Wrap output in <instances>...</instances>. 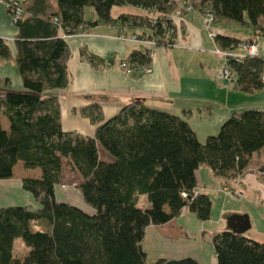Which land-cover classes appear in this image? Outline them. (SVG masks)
<instances>
[{"label":"trees","instance_id":"1","mask_svg":"<svg viewBox=\"0 0 264 264\" xmlns=\"http://www.w3.org/2000/svg\"><path fill=\"white\" fill-rule=\"evenodd\" d=\"M181 1L185 0L24 2L22 16L11 24L16 28L13 54L0 38V60L13 61L22 84L19 91L0 90V181L11 178L17 163L22 169L39 171L19 180L21 189L32 197V207L0 206V264H199L188 257L147 263L142 247L147 226L168 223L183 209L201 221L210 218V196L194 193L195 171L202 165L233 180L253 167L255 155L256 170L264 172V109L233 111L218 133L204 141L197 139L188 114L174 115L142 100L120 106L107 119L98 104L78 108L94 125L92 136L61 129L55 91L68 82V46L62 35L118 22L122 30L167 38L158 46L171 48L175 33L169 31V18ZM184 3L203 14L210 11L215 20L252 27L247 39L216 34L213 41L221 49L241 41L256 42L254 34L264 35V0ZM126 6L140 11L112 16L113 8ZM84 8L94 12L92 20L84 19ZM79 54L91 65L99 62L85 51ZM127 59L137 65L151 62L140 49L131 51ZM228 64L236 77L233 89L252 94L262 88V55H245L239 61L229 58ZM0 82L8 84L7 79ZM63 166L74 174V187L90 214L55 199L54 189L66 185ZM17 239L22 243L18 246L26 248L16 251L19 256H15ZM212 239L217 264H264L260 241L228 229Z\"/></svg>","mask_w":264,"mask_h":264},{"label":"crops","instance_id":"2","mask_svg":"<svg viewBox=\"0 0 264 264\" xmlns=\"http://www.w3.org/2000/svg\"><path fill=\"white\" fill-rule=\"evenodd\" d=\"M115 8L117 12L113 13ZM115 8L111 10L112 16L120 12L140 11L129 6ZM84 9V19L92 20L94 12L89 8L86 11ZM204 15L197 10L183 13L180 21V45L172 48L157 47L149 64V73L127 75L117 66L118 61L127 59L131 51L139 50L140 47L128 39L138 30H123L126 39H122V28L116 22L83 28L72 35L61 34L68 46V82L62 89L55 91L62 131H73L87 137L93 135L94 125L78 112V108L87 104H98L104 119L114 115L120 106L134 100H142L151 107L165 109L174 115L188 114L189 124L198 139L201 134H214L233 111L241 110L245 105L250 106L246 108L263 110L264 84L260 90L248 94L233 89L232 84L226 87L221 80H215L220 67V56L214 53L216 43L204 29ZM212 29H219L224 35L237 39H247L253 34L250 26H241L219 18L215 20ZM15 34L16 28L10 24L5 7L0 3V38L7 41L11 54L14 52L12 38L14 39ZM253 37L256 39L259 55L264 57V35L254 34ZM80 51L96 56L99 62L91 65L79 54ZM262 71L264 82V66ZM0 79H7L8 82L7 85L0 82V90L9 88L19 91L22 88L19 73L12 60H0ZM232 95L236 96V102L232 101ZM204 110L209 111L201 114ZM194 123L200 126L195 127ZM251 160L253 167L233 180L220 178L209 167L200 166L195 171L194 193L203 192L210 196V218L201 221L193 212L183 209L168 223L147 226L142 241L146 258L178 260L188 257L199 264H217L212 238L228 229L226 215L235 213L249 215L250 227L243 235L264 244V172L256 170L255 155ZM21 178L17 180L19 185ZM74 186L75 184L57 186L54 189L55 199L90 214L91 209L81 198V203L78 204L70 199L73 194L69 198L64 194L66 188H75ZM224 186L230 187L239 195L231 197L224 194ZM11 188V183L7 180L0 182V199L9 196L8 202L0 200L1 207L13 205L10 204ZM26 202L30 203L31 200L27 199Z\"/></svg>","mask_w":264,"mask_h":264},{"label":"built area","instance_id":"3","mask_svg":"<svg viewBox=\"0 0 264 264\" xmlns=\"http://www.w3.org/2000/svg\"><path fill=\"white\" fill-rule=\"evenodd\" d=\"M26 0H0V3L5 7L6 15L9 18L10 24H13L16 22L17 19H19L22 15V9L24 2ZM185 3H182L180 7H176L175 11L169 18L171 20V28L169 31H172L175 33V40L173 41L172 44L168 46H179L180 43L179 41H176V39L180 40V21L181 19V7L184 6ZM186 11L190 12L192 11V8L190 6L185 5ZM204 19V27L205 29L208 30V36L213 40V38L216 36V34L220 33L221 31L219 29H212V25L215 22V18L213 13L208 11L205 14ZM149 21L152 22V24H156L157 21L151 17ZM151 32V31H150ZM120 38L126 39L124 37V32L121 29L120 30ZM131 42L135 43L138 47H140V52L147 55L149 58L154 56V50L159 47L160 42L162 41L163 43L166 42L167 38H159L158 36H155L153 32H151V35H140V34H135L131 35L128 38ZM167 43V42H166ZM165 43V45H166ZM215 54H219L223 60L225 61V66L222 68H219V71H217V79H221L226 82H232L234 80V72L231 71V68L229 67L228 64V59L232 58L236 61H239L242 57L245 55H257L259 53V50L257 49V45L255 40H252L251 42H239L237 46L227 49H221L218 46L213 50ZM117 66L122 69L127 75L133 74V73H149L150 66L149 65H137L134 63H131L129 59H121L118 61ZM226 194H230L229 189H224Z\"/></svg>","mask_w":264,"mask_h":264},{"label":"rangeland","instance_id":"4","mask_svg":"<svg viewBox=\"0 0 264 264\" xmlns=\"http://www.w3.org/2000/svg\"><path fill=\"white\" fill-rule=\"evenodd\" d=\"M50 1H52V0H47V2H50ZM184 2H186V0L185 1H181V4L182 3H184ZM25 5V4H24ZM23 5V6H24ZM177 9V8H176ZM87 10V8H85L84 9V11H86ZM196 10V9H195ZM113 11V13H115V12H117L116 11V8L115 9H113L112 10ZM192 11H193V9H192ZM198 11V10H197ZM202 13H204V12H202ZM85 15H87V12H86V14ZM182 15H183V13H182ZM181 15V16H182ZM203 18L204 19H206L205 18V15L203 16ZM180 29H181V26L179 27ZM204 29H205V27H204ZM206 30V32H207V34H208V30L207 29H205ZM210 38V37H209ZM211 39V38H210ZM12 40H13V38H12ZM212 40V39H211ZM176 41H179V43H180V40L179 39H176ZM172 48V47H171ZM216 55H219V54H216ZM220 56V55H219ZM219 62H220V67L219 68H222V67H224L225 66V61L223 60V58L220 56L219 57ZM219 68L217 69V71H219ZM218 73L216 72V75H217ZM218 76V75H217ZM217 76H215V80H221V79H217ZM234 80H235V74H234ZM233 80V81H234ZM224 84H225V86L227 87V86H229V84L231 85L232 84V82H226V81H223V80H221ZM232 93V92H231ZM232 101H234V102H236V96L235 97H233V95H232ZM241 101H243V99L241 98ZM240 101V102H241ZM243 107H250L249 105L248 106H243ZM209 110H204L203 112H201V114L203 113V114H206L205 112H208ZM195 127H198V126H200V125H196L195 123L193 124ZM221 125V124H220ZM220 127V126H219ZM218 127V129L214 132V134H216V133H218V131H219V128ZM200 129V128H199ZM199 134H201V133H199ZM205 136L206 135H200V137H199V140H202V141H204V139H205ZM197 139H198V137H197ZM99 156H101V157H104V155H103V153L100 151V153H99ZM63 168H64V173H63V179H64V182L66 183V185L68 184L69 186H71V185H74V183L75 182H77L76 181V179H74L75 178V176H74V174L72 173V172H70L69 170H68V168H66V167H64L63 166ZM34 170H36V171H32V170H29V169H26V168H23L22 169V167H21V165H20V163H17V165H15L13 168H12V177L11 178H9V179H7V182H10L11 183V196H10V198H11V200H10V204H15V205H21V206H24V204L25 205H29L30 207H32L31 205L33 204L32 203V201L30 202V203H27L26 201H27V199H30V200H32V197H31V195H30V193L29 192H26L25 190L23 191L22 189H21V187H20V185H19V182L17 181L20 177H29V176H37V171H39L37 168H34ZM2 181V180H1ZM0 181V182H1ZM67 185V186H68ZM229 189L231 192H230V194L231 195H229V194H226L225 193V191H224V189ZM222 192H224V194H226V195H229V196H231V197H237L239 194H237V192H235V191H232V189L230 188V187H228V186H224L223 188H222ZM64 194L68 197V196H71V194H73L72 195V197H70V199H73L75 202H77L78 204H80L81 203V201H80V195H79V192H78V190H76L75 188H70V187H68V188H66L65 189V191H64ZM69 198V197H68ZM67 198V199H68ZM1 201H3V202H8V200H9V196H3L1 199H0ZM18 243V244H17ZM19 244H22L21 243V241H20V239H17L16 240V245H15V256H19V254L20 253H18L17 254V250H21V247L20 246H18ZM18 246V247H17ZM22 246V248L23 249H25L26 250V248H24L23 247V245H21ZM22 252V251H21ZM157 258H153V257H149V259H147V263H150V262H153V261H155Z\"/></svg>","mask_w":264,"mask_h":264},{"label":"water","instance_id":"5","mask_svg":"<svg viewBox=\"0 0 264 264\" xmlns=\"http://www.w3.org/2000/svg\"><path fill=\"white\" fill-rule=\"evenodd\" d=\"M249 215L247 214H227L226 215V226L228 230L234 233L243 234L250 227Z\"/></svg>","mask_w":264,"mask_h":264}]
</instances>
